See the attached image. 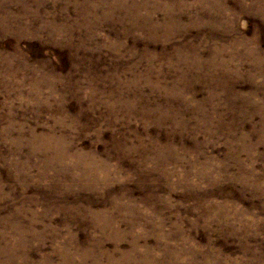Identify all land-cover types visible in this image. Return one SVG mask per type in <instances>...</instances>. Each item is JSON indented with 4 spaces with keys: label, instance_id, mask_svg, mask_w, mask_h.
Segmentation results:
<instances>
[{
    "label": "rangeland",
    "instance_id": "374dc122",
    "mask_svg": "<svg viewBox=\"0 0 264 264\" xmlns=\"http://www.w3.org/2000/svg\"><path fill=\"white\" fill-rule=\"evenodd\" d=\"M0 264H264V0H0Z\"/></svg>",
    "mask_w": 264,
    "mask_h": 264
}]
</instances>
